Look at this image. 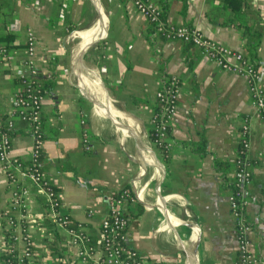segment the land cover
<instances>
[{"label": "crops", "instance_id": "obj_1", "mask_svg": "<svg viewBox=\"0 0 264 264\" xmlns=\"http://www.w3.org/2000/svg\"><path fill=\"white\" fill-rule=\"evenodd\" d=\"M151 1L163 9L167 23L197 27L207 38L246 54L249 35L225 0ZM240 9L241 21L260 33L256 61L264 75V0H244ZM27 30L37 41L36 79L52 85L42 98L41 163L69 206L72 223L95 238L109 199L147 163L159 179L142 178L148 182L144 202L126 206L128 245L149 264H237L228 196L238 131L247 122L252 178L245 217L252 228L250 250L264 264V122L252 106L246 78L222 70L192 44L152 35L147 18L130 0H98L97 8L91 0H0V39L10 53L0 66L1 112L21 87ZM105 30V40H98ZM72 31L80 41L70 40ZM171 74L181 79V90L169 136L173 148L165 157L158 148L146 150V132L155 93ZM84 131L89 149L82 144ZM11 138L13 153L26 159L32 145L27 124L16 119ZM9 196L0 165V264L1 212ZM29 202L34 214H45L35 193ZM43 225L34 241L37 249L49 251L46 264L58 255L68 264H85L63 232L52 230L47 220Z\"/></svg>", "mask_w": 264, "mask_h": 264}, {"label": "built area", "instance_id": "obj_2", "mask_svg": "<svg viewBox=\"0 0 264 264\" xmlns=\"http://www.w3.org/2000/svg\"><path fill=\"white\" fill-rule=\"evenodd\" d=\"M62 3H74L78 0H58ZM97 8L98 0H91ZM134 9L143 14L150 24L154 25L152 35H160L166 40H177L192 44L200 54L214 62L222 70L247 79L248 91L254 110L264 122V75L242 51L207 38L194 26L167 23L162 18V8L151 0H130ZM107 34L98 40H105ZM96 41V40H94ZM92 41V42H94ZM90 42V43H92ZM89 43V44H90ZM37 41L32 30H27L24 38L25 71L18 75L20 88L13 96L11 106L0 111V165L10 188V196L1 212L4 227V249L8 256L2 264H46L49 251L37 249L34 241L35 233H42L43 222L47 220L52 230L63 232L68 246L75 250L78 258L85 264H149L137 250L127 243L126 206L135 201L144 202L147 181L142 183L144 170L140 169L128 187L118 191L109 199L106 212L99 220L98 234L95 238L80 223L74 224L70 219L69 206L57 193L54 183L42 166V155L45 134L42 129V83L36 79L38 70L34 63ZM10 59L9 45L0 39V66ZM181 90V79L176 75H168L164 84L155 93V110L151 115L146 132L147 151L158 148L168 157L173 148L170 139L171 122L178 108ZM16 119L27 124L32 140L29 156L24 159L13 153L11 132L15 129ZM239 148L236 169L234 172V188L229 193L230 213L235 224L237 245V264H259L250 250L251 225L245 217L248 191L252 173L247 153L250 148V126L244 122L238 131ZM82 144L89 149L88 134H82ZM260 158V157H259ZM264 168V159H260ZM42 200L45 214H34L29 202L31 193ZM92 211H88L91 215ZM52 237V233L50 234Z\"/></svg>", "mask_w": 264, "mask_h": 264}, {"label": "trees", "instance_id": "obj_3", "mask_svg": "<svg viewBox=\"0 0 264 264\" xmlns=\"http://www.w3.org/2000/svg\"><path fill=\"white\" fill-rule=\"evenodd\" d=\"M226 4L229 6V8L234 11V19L235 21L238 22V27L243 29V34L245 33L248 36V41L245 45V50H246V54L255 62V64L257 65V61H256V49L260 43V33L258 32H251L250 29L246 26V24L241 21L240 18V8L242 7V4L244 2V0H225ZM162 18L165 19V13L162 9ZM233 21V20H232ZM151 26V31H154V25L150 24ZM248 33V34H247ZM42 89L44 92H47L52 85L49 82H44L42 84ZM218 166H221L220 163H217ZM230 188V192H233L235 190L234 188V184L233 182H231V184L229 185ZM57 235V234H56ZM53 243H55V241H52ZM52 248L55 246L51 243ZM55 248V247H54ZM53 252H57V251H53ZM54 256V255H53ZM7 255L4 251H2L1 253V261H4L7 259ZM49 264H68L63 258L60 257V255H58L57 257L54 256V262H51Z\"/></svg>", "mask_w": 264, "mask_h": 264}, {"label": "rangeland", "instance_id": "obj_4", "mask_svg": "<svg viewBox=\"0 0 264 264\" xmlns=\"http://www.w3.org/2000/svg\"><path fill=\"white\" fill-rule=\"evenodd\" d=\"M96 24H97V21H96L95 25H96ZM70 40H72L73 42H74V41H75V42L80 41V40L78 39V37H76V36L74 35V31L71 32ZM94 43H96V42L94 41L93 43L90 44L89 49L92 47V45H93ZM113 124H114V123H113ZM114 126H116V125L114 124ZM140 169H143V170H144V177H145V179H147V180H148V179L151 180L152 183H153V181L159 179V176L156 175V172H155L154 167H151L150 164L142 163V164H140L138 170L140 171Z\"/></svg>", "mask_w": 264, "mask_h": 264}]
</instances>
